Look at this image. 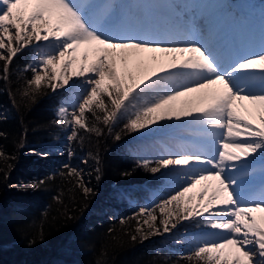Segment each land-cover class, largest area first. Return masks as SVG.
Wrapping results in <instances>:
<instances>
[{"label": "snow or ice", "instance_id": "obj_1", "mask_svg": "<svg viewBox=\"0 0 264 264\" xmlns=\"http://www.w3.org/2000/svg\"><path fill=\"white\" fill-rule=\"evenodd\" d=\"M115 8L96 0L83 4L75 0H0V50L7 53L0 52L4 78L20 48L47 42L50 50L40 54L37 65L29 66L36 74L27 81L24 95L41 87L45 77L40 70L51 71L55 83L49 87L53 90L69 85L72 77L81 78L87 95L78 114L73 112L68 119L67 109L61 106L55 121L71 127L69 140L78 136L77 126L100 134L98 128L88 127L86 112L108 126L127 107L126 102L149 93L150 99L125 124L129 131L151 130L152 125L173 118L190 120L199 129L196 150L161 157L154 167L146 159L137 162L152 174L177 173L178 190L157 205L165 215L160 225L170 231L175 211L176 222L191 218L226 233L219 240L200 241L187 257L195 264H264V178L257 189L249 171L256 156L264 169V44L258 54L229 63L206 46V36L212 35L207 25L206 31L185 26L188 38L169 44L159 39L162 31L151 12L143 18L118 19ZM175 16L179 19L180 13ZM68 68L73 69L70 74L65 72ZM178 78L187 82L169 87ZM256 79L260 80L258 88L252 83ZM93 105L103 117L96 115ZM69 174L79 176L72 168ZM79 186L91 191L82 177ZM197 186V203L184 206L192 201ZM154 212L140 211L150 218L144 221L148 235L160 230Z\"/></svg>", "mask_w": 264, "mask_h": 264}, {"label": "trees", "instance_id": "obj_2", "mask_svg": "<svg viewBox=\"0 0 264 264\" xmlns=\"http://www.w3.org/2000/svg\"><path fill=\"white\" fill-rule=\"evenodd\" d=\"M33 54L32 45L20 48L7 79L0 60V264H195L187 258L193 248L180 252L167 235H148L123 199L128 190L157 187L163 174L139 166L130 152L136 131L125 128L129 117L106 126L86 112L88 127L100 134L78 127L63 151L65 127L55 121L68 87L53 90L55 81L45 79L24 95ZM79 164L83 176L69 174ZM80 177L91 191L79 186ZM177 227L197 226L187 219Z\"/></svg>", "mask_w": 264, "mask_h": 264}, {"label": "rangeland", "instance_id": "obj_3", "mask_svg": "<svg viewBox=\"0 0 264 264\" xmlns=\"http://www.w3.org/2000/svg\"><path fill=\"white\" fill-rule=\"evenodd\" d=\"M175 0H163V3L156 4L152 6V3L150 0H96L97 3L102 5H116L115 13L118 19H125L129 17H137V18H143L145 13L151 12L152 13V19L153 22L158 24L161 28L162 35L159 38L162 39H168L170 42H180L188 37L186 36L184 32V27L188 25L187 27H191L196 29L197 27H204L201 26V22L198 17H193L192 13L194 14L195 9H198L200 11V15L203 14V20H207L206 24L208 28L211 29L212 32V38L210 36L211 41H215L214 43L208 41L206 42V46H211L212 49L215 51L218 56H222L223 54L228 53L230 55L231 59H238L240 55L244 54L245 50L239 45V41L235 40V31L237 30V27L234 26L232 30V34L230 37L224 32L223 28L221 27V20L223 18H219L217 16L218 10L214 8L217 6V2H222V5H228L233 4L234 6H239L242 10L243 8L248 10L250 13H254L253 16H244L240 14L239 17V23L247 25L248 23H255L259 27H262L264 25V11L262 14L260 13V10L258 8L264 7V0H220V1H213L210 0H181L182 4L173 3ZM228 1V2H227ZM77 3H87V0H75ZM150 2V3H149ZM176 2V1H175ZM186 5V10L183 9L184 5ZM241 4V5H240ZM179 6V7H173V6ZM245 5V6H244ZM194 7V8H193ZM217 10V11H216ZM175 13H180L179 19L176 18ZM174 17V18H173ZM235 20V19H234ZM237 21V20H236ZM237 21V22H238ZM231 20L229 21V23ZM204 30L206 31V28L204 27ZM214 37V38H213ZM228 39L230 43H228L226 40L223 41L222 39ZM262 43V42H260ZM213 44H218L219 47L214 48ZM32 47H34V54L31 57L30 65H37L40 60V54L43 52H47L50 50V46L47 42H33ZM262 44L257 45L256 51H260V46ZM4 52L5 50H0ZM252 51V49H251ZM151 55V54H148ZM159 55V54H158ZM59 71V69H57ZM72 68L65 69V72L70 74L72 72ZM45 72H47V75H45ZM31 77L36 73H33L30 69ZM39 74L41 76H44L46 81H51V71L48 69L40 70ZM44 79V80H45ZM259 79H256V82H259ZM187 81L184 78H178L175 80V85H169V87H174L177 84H183ZM259 85V83H257ZM67 86L68 89L65 91V95L63 96L59 108L61 106L65 107L67 109V116L68 119L72 118V113L76 112L78 114L79 111V104L83 101L84 96L87 95V92L85 90V85L83 83V80L79 77H72L69 81V85H64V87ZM163 88V85L160 86ZM151 93L148 95H145L142 98L139 99H132L130 102L127 103V107L122 110L121 114L119 116H125L131 118L135 111L144 104L145 100L150 99ZM95 106V105H93ZM7 110L3 109L1 111V114L7 112ZM173 120V119H172ZM169 121H161L159 122V125L155 126V129L150 132V134L157 133L159 131H163V129H168L169 127L167 125ZM188 129L191 128V124H187ZM65 127V126H64ZM78 128V126H77ZM152 129V128H151ZM176 129V128H175ZM173 130L174 136L177 137L176 142L179 144V148L175 147V145L170 142V138L163 135H156L157 138H145L143 136V130L136 131V133L132 137V145L133 148H131L130 152L136 156L140 161L142 160H149L151 162H156L161 157L167 158L169 155L183 152L184 149H188L190 151L196 150L198 147L197 143L191 142L188 137H184V129H176ZM71 135V127H65V133L63 135V142L61 145L63 147V151H67L69 139L68 136ZM155 136V137H156ZM152 137H154L152 135ZM196 137V136H195ZM183 148V149H182ZM169 149H172V151H169ZM0 153H1V147H0ZM69 153V152H68ZM68 162V160H64V163ZM76 171L83 176L84 172H82V165H75L74 167ZM251 172V180L255 187L258 189L260 186L261 179L264 178V169H262V161L260 156H256L255 160L251 162L250 169ZM162 175H160V183L157 185V187H145L140 186L134 191H126L123 195V199L130 204H133L134 213L138 214L140 227H144L145 231H149L148 225L144 224L145 220H149L150 218L144 214L140 215L141 209H148L152 210L155 209L154 214L157 216V220L155 221V226L158 227L160 230L158 232H153L150 235L157 234L160 235L163 233V235H167L170 240H173L175 243H178L180 245V252H185L189 248H193L202 240H219L221 236L225 235L222 230H213L209 226L201 223L197 224L194 222L193 219H191L194 223H196L195 229H188L184 230L183 227L178 228V222H176V212L173 211V216L171 218V223H169L168 227L170 231L165 232L164 230H161L160 227H163L160 225V220L165 218V215H162L157 205H159L163 200H166L169 198L170 195L174 194V191L178 190V183L179 181H176L175 177L177 175L176 172H166L165 170H162ZM247 179V178H246ZM207 183V182H205ZM200 186H197V189L193 190V199L190 202L189 205L184 206H190L191 204H196L197 200L194 195L196 191L199 190ZM188 195V194H186ZM172 209L176 208V205L173 204L171 206ZM205 216H207V213H205ZM175 223V227H172V224ZM176 249V248H175ZM214 264V262H213Z\"/></svg>", "mask_w": 264, "mask_h": 264}, {"label": "bare ground", "instance_id": "obj_4", "mask_svg": "<svg viewBox=\"0 0 264 264\" xmlns=\"http://www.w3.org/2000/svg\"><path fill=\"white\" fill-rule=\"evenodd\" d=\"M151 1V3H152V6L153 5H156V4H161V3H163V0H150ZM177 2H179V4H182V1L181 0H176ZM223 2V1H222ZM222 2H217V6L214 8V10L215 9H219L218 10V13H217V16L218 17H222L223 19H227L228 17H229V13L232 11V10H235L236 9V7L233 5V4H228V5H222ZM150 3V2H149ZM183 5H184V3H183ZM194 8V7H193ZM183 9H185L186 10V5H184V8ZM216 10V11H217ZM192 15H194L193 17H198L199 18V20L200 21H202L203 20V14H201L200 15V11H198V9H195V12H194V14L192 13ZM174 18V17H173ZM207 20H209V19H207ZM204 21H206V20H204ZM188 25H186V27H187ZM201 26H203V25H201ZM190 27V26H189ZM252 28H254V27H252ZM196 30L197 31H201V30H204V27H197L196 28ZM251 32H253V30L251 31ZM251 36L252 35H250V37H249V39L251 38ZM211 38H212V36H211ZM210 37H208V36H206V41L205 42H208V41H210V42H212V43H214L215 41L213 40V41H211L210 39H211ZM214 38V37H213ZM262 38H263V40H264V36H262ZM159 39H161L162 41H164L165 43H172V42H170L168 39H162V38H159ZM262 44H264V42L262 43ZM213 47L214 48H216L217 49V47H219V45L218 44H213ZM261 47H262V45L259 47L260 48V51H261ZM259 51V52H260ZM258 51H249L248 52V55H252V54H258L259 53ZM214 54H216V50L214 51ZM217 55V54H216ZM220 57V56H219ZM221 59H223V60H225L226 62H231V60H230V55H228V53H226V54H223L221 57H220ZM161 75L163 76V75H167V73H161ZM255 75L257 76V77H259V75H260V73H259V71L258 70H255ZM252 83L258 88L259 87V85L257 84V82H256V80H254V81H252ZM260 84V83H259ZM169 85L171 86V85H175V81H172V82H169ZM166 122L167 121H169L168 122V124L169 125H167L169 128L168 129H163V131H159V132H157V133H154V134H152L154 137H152V135L150 134V132L151 131H153L154 129H155V126H157V125H152L151 126V130H149V129H144L143 130V136L145 137V138H157L158 136H156V135H158V133H159V135H163V136H167V137H169L170 138V142H172L174 145H175V147H177V148H179V144L176 142V140H177V137H175L174 136V132H173V130L176 128V129H184L185 131H184V133H185V136L184 137H188V139L191 141V142H193V143H197V141L199 140V129H198V127L195 125V124H193L190 120H181V121H177V120H175L174 118H173V120H165ZM187 124H191V128L190 129H188V125ZM175 129V130H176ZM156 136V137H155ZM196 136V137H195ZM194 137V138H193ZM183 149V148H182ZM169 151H172V149H169ZM184 151H190V150H188V149H184Z\"/></svg>", "mask_w": 264, "mask_h": 264}]
</instances>
